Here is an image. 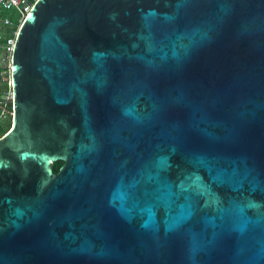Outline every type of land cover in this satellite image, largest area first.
Wrapping results in <instances>:
<instances>
[{
	"label": "water",
	"instance_id": "obj_1",
	"mask_svg": "<svg viewBox=\"0 0 264 264\" xmlns=\"http://www.w3.org/2000/svg\"><path fill=\"white\" fill-rule=\"evenodd\" d=\"M15 42L0 264H264V0H37Z\"/></svg>",
	"mask_w": 264,
	"mask_h": 264
},
{
	"label": "built area",
	"instance_id": "obj_2",
	"mask_svg": "<svg viewBox=\"0 0 264 264\" xmlns=\"http://www.w3.org/2000/svg\"><path fill=\"white\" fill-rule=\"evenodd\" d=\"M37 0H0V8L9 13L1 19L0 44L5 54V66L0 68V83L6 85L0 95V119L14 114V89L12 79V57L19 29ZM14 18V19H13ZM8 30V34H7ZM7 34V35H6Z\"/></svg>",
	"mask_w": 264,
	"mask_h": 264
},
{
	"label": "trees",
	"instance_id": "obj_3",
	"mask_svg": "<svg viewBox=\"0 0 264 264\" xmlns=\"http://www.w3.org/2000/svg\"><path fill=\"white\" fill-rule=\"evenodd\" d=\"M8 13H9V12H8L7 10H3V9L0 8V27H1V19H2L4 16H6ZM13 19H14V18H13ZM3 41H5V40H4V39H0V44H1ZM3 90H4V89H3ZM3 90L0 89V93H2ZM10 127H11V123H8V124H6V125L0 124V137L3 136V135L5 134V132H6V130H8ZM60 166H61L60 163H59V164L55 163V164H54V172H57V171L59 170Z\"/></svg>",
	"mask_w": 264,
	"mask_h": 264
},
{
	"label": "rangeland",
	"instance_id": "obj_4",
	"mask_svg": "<svg viewBox=\"0 0 264 264\" xmlns=\"http://www.w3.org/2000/svg\"><path fill=\"white\" fill-rule=\"evenodd\" d=\"M7 34H8V30H7ZM6 34V35H7ZM5 60H6V58H5V54L3 53V49L2 48H0V68H3L4 66H5V64H4V62H5ZM6 87V85H4V84H2V83H0V89H4ZM8 119H6V118H2V119H0V124H3V125H6V124H8L9 122L12 124V120H11V118H9V117H7ZM8 130H6V132H7ZM5 132V133H6Z\"/></svg>",
	"mask_w": 264,
	"mask_h": 264
},
{
	"label": "flooded vegetation",
	"instance_id": "obj_5",
	"mask_svg": "<svg viewBox=\"0 0 264 264\" xmlns=\"http://www.w3.org/2000/svg\"><path fill=\"white\" fill-rule=\"evenodd\" d=\"M0 95H1V93H0ZM9 118H11V117H9ZM6 119H8V118L6 117ZM9 123H10V122H9ZM11 125H12V124H11ZM10 128H11V127H10ZM10 128H9V129H10ZM9 129H8V130H9ZM55 163H57V164H59V163H60V165H61V166H60V168H61V167H62V165L64 164V161H62V160H59V161H56V162H54V164H55ZM54 164H53V168H54ZM60 168H59V170H60ZM59 170H58L56 173H58V172H59Z\"/></svg>",
	"mask_w": 264,
	"mask_h": 264
}]
</instances>
